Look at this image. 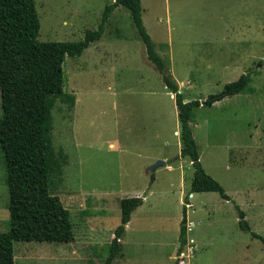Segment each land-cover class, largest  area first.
I'll return each mask as SVG.
<instances>
[{
	"label": "rangeland",
	"instance_id": "1",
	"mask_svg": "<svg viewBox=\"0 0 264 264\" xmlns=\"http://www.w3.org/2000/svg\"><path fill=\"white\" fill-rule=\"evenodd\" d=\"M141 1L144 25L186 101L204 103L251 71L247 92L201 105L191 121L205 171L232 200L193 193L188 244L178 253L194 168L180 156L176 99L120 6L101 40L67 58L65 93L53 109L54 146L68 155L54 191L71 211L73 229L15 232L18 264H103L128 197L143 204L113 264H264V243L241 229L236 208L264 236V0ZM35 2L39 41L76 42L98 29L115 0ZM158 161L166 165L152 171ZM8 203L0 148V233L11 228Z\"/></svg>",
	"mask_w": 264,
	"mask_h": 264
},
{
	"label": "trees",
	"instance_id": "2",
	"mask_svg": "<svg viewBox=\"0 0 264 264\" xmlns=\"http://www.w3.org/2000/svg\"><path fill=\"white\" fill-rule=\"evenodd\" d=\"M129 9L147 58L161 74L165 87L174 95L182 140L181 157H188L194 168L191 189L185 198L180 227L178 253L188 244L187 209L193 193L217 192L228 201L232 198L219 181L210 176L200 161V151L192 129L194 112L202 103L186 101L179 83L169 74L167 64L157 52L156 43L143 21L141 0H115L102 15L97 30H87L76 42H41V21L35 0H0V148L6 167L11 228L0 233V264H15V232H70L71 211L65 207L55 188L63 180L68 155L53 142V109L65 93V63L79 57L92 43L102 39L113 11ZM227 83L224 89L209 96L205 105L247 92L250 74ZM143 204L140 197L120 201V224L115 238L107 246L103 264H112L121 250V239L132 214ZM240 227L264 243V236L252 231L245 212L236 205Z\"/></svg>",
	"mask_w": 264,
	"mask_h": 264
},
{
	"label": "crops",
	"instance_id": "3",
	"mask_svg": "<svg viewBox=\"0 0 264 264\" xmlns=\"http://www.w3.org/2000/svg\"><path fill=\"white\" fill-rule=\"evenodd\" d=\"M243 94V93H242ZM239 95H241V94H237V95H234V96H231V97H236V96H239ZM229 98V97H228ZM222 101H224V100H222ZM217 103H220V102H217ZM214 105V104H213ZM239 143H237L236 145H237V147H240V149L242 148L243 150H245V149H249V143L248 144H246V145H242V146H240V145H238ZM230 151H231V149H230ZM202 193H207V192H202ZM191 197L193 198V194H191ZM192 205H193V203H192ZM191 205V206H192ZM130 223V222H129ZM129 225V224H128ZM195 241V240H194ZM16 246V245H15ZM62 260H63V258H61ZM52 260V259H51ZM53 261V260H52ZM115 261V260H114ZM56 262H58V261H56ZM18 264V261H17V251H16V254H15V264ZM47 264H51V262H47ZM113 264V263H112Z\"/></svg>",
	"mask_w": 264,
	"mask_h": 264
},
{
	"label": "water",
	"instance_id": "4",
	"mask_svg": "<svg viewBox=\"0 0 264 264\" xmlns=\"http://www.w3.org/2000/svg\"><path fill=\"white\" fill-rule=\"evenodd\" d=\"M202 105H205V103H202ZM161 164L166 165V162L158 161L156 164H154V165L151 167V170H152V171H155V170H156Z\"/></svg>",
	"mask_w": 264,
	"mask_h": 264
}]
</instances>
